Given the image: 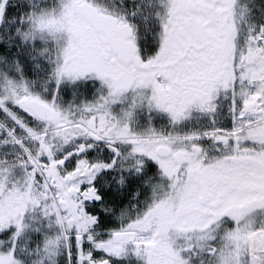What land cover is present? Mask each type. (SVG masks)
<instances>
[{
	"label": "snow or ice",
	"instance_id": "obj_1",
	"mask_svg": "<svg viewBox=\"0 0 264 264\" xmlns=\"http://www.w3.org/2000/svg\"><path fill=\"white\" fill-rule=\"evenodd\" d=\"M0 264H264V0H0Z\"/></svg>",
	"mask_w": 264,
	"mask_h": 264
}]
</instances>
